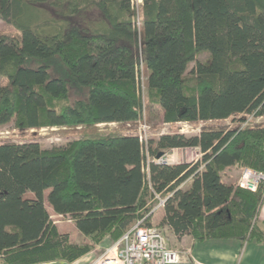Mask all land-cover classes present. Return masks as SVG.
<instances>
[{"label": "trees", "instance_id": "1", "mask_svg": "<svg viewBox=\"0 0 264 264\" xmlns=\"http://www.w3.org/2000/svg\"><path fill=\"white\" fill-rule=\"evenodd\" d=\"M140 10L141 24L133 0H0V18L20 31L0 33V74L8 78L0 127L137 124L144 85L165 123L264 116V0H143ZM91 12L90 23L73 21ZM203 52L207 60L198 58ZM191 147L202 152L195 162L147 158ZM236 166L264 172V124L175 131L147 143L134 132L52 147L0 141V259L72 263L146 216L156 193L166 198L159 226L178 237L264 244L256 223L264 182L252 191L227 181ZM46 199L91 242H71Z\"/></svg>", "mask_w": 264, "mask_h": 264}, {"label": "rangeland", "instance_id": "2", "mask_svg": "<svg viewBox=\"0 0 264 264\" xmlns=\"http://www.w3.org/2000/svg\"><path fill=\"white\" fill-rule=\"evenodd\" d=\"M48 11H51L50 13L51 16L57 17L53 8L51 7L48 8ZM85 15H87L86 18H81V17L76 16L73 18V21L76 23L85 25L88 22L90 23V21L94 20L95 16H97V13L91 12ZM140 17L143 19V12L140 13ZM0 33H5L9 35H19L20 31L13 24L8 23L7 21L0 18ZM198 58L200 60H207L208 53L206 52L200 53L198 55ZM143 78L145 82V77L143 76ZM7 82H8V78L0 74V83H7ZM143 99L145 103V112L143 115V119H141V121H139L137 124H132V123L121 124V123L112 122V123H100L92 127H88V126L87 127L86 126H75V127L74 126H62V127H53V128L46 127V128H42L38 130L34 129L30 131L18 130L12 124H8V125L0 127V141H10V142L20 141L22 142V141H27L29 139H36L41 142L42 146L52 147L54 145L64 144L68 140L79 138V137H84V136L111 135V134H117V133L134 132V133H138V135L139 133H147L148 139H151V138L157 139L163 133H169V132H175V131L185 133L186 135H194V134H198L200 130L203 128L227 129L230 127H235L237 125L246 126V125H252V124L253 125L264 124V116L260 117V116H253V115L245 116L246 120L242 123L233 122L231 118L220 120V121H200L196 124H191L185 121H181L177 123H165L163 122L162 110L157 107H154V109H152V107L150 106L148 90L146 89L145 85L143 88ZM236 117L238 119L240 117H244V115L240 114ZM167 152L169 153V155H172L175 158L176 163H178L179 161L181 162H186V161L195 162L196 161L195 151L194 150L192 151L190 148H189L188 153H185V151L183 152V150L179 148H177V150H174V151L168 150ZM148 154H149V157L152 158V155L150 153ZM232 175H234L233 177L234 179H237V178L239 179L240 169H238V171L236 172L234 171ZM228 178L229 177L227 176V179ZM232 181L235 182V180L233 179ZM47 193L48 191H46V195ZM29 194L33 195V193L31 192ZM45 204L52 215V219L58 225L59 230L62 233H68L69 239L71 242H74V243L91 242L90 237L82 234L76 228L74 221L69 216H64L62 214L56 213L51 207V205L49 204L47 199L45 201ZM152 204L153 205L157 204V200H155V202ZM163 210L165 211L164 208H161L159 211H157V213H155L154 218H152L151 220L152 224L158 225V226L160 225L161 220L159 219H160V216ZM161 227H162L163 232L166 235L167 240L169 241V244L172 247L176 248V245H174L171 242V240L168 239L170 238L168 234V229L165 228L164 226H161ZM108 237L111 241L110 242V245H111L114 240L110 236ZM97 245L99 244H95L94 248ZM101 250L102 248L98 250L96 253H100ZM41 264H70V263L62 262V261H55V262H46V263H41Z\"/></svg>", "mask_w": 264, "mask_h": 264}, {"label": "built area", "instance_id": "3", "mask_svg": "<svg viewBox=\"0 0 264 264\" xmlns=\"http://www.w3.org/2000/svg\"><path fill=\"white\" fill-rule=\"evenodd\" d=\"M133 6L138 15L137 21L141 24L139 13L143 6V0H133ZM139 137L146 143L149 140L147 133H139ZM176 149L173 148L172 150ZM156 157L150 158L148 154V160L156 164L176 163L175 158L168 152ZM239 169L238 183L241 187L255 191L264 182L263 171L249 166H241ZM156 199L157 204L153 205L146 216L140 218L89 264H186L187 262L182 256L183 252L169 244L162 228L158 225L146 224L148 215H154L161 208H164L166 198L156 193ZM0 264L3 262L1 261Z\"/></svg>", "mask_w": 264, "mask_h": 264}, {"label": "crops", "instance_id": "4", "mask_svg": "<svg viewBox=\"0 0 264 264\" xmlns=\"http://www.w3.org/2000/svg\"><path fill=\"white\" fill-rule=\"evenodd\" d=\"M183 152L188 153L189 148H179ZM192 151H195L196 159L198 160L202 157L200 148L191 147ZM177 150V149H176ZM180 157V156H179ZM181 162V161H179ZM178 162V163H179ZM189 162V161H186ZM238 167H233L227 169L226 180L227 181H238L234 179V171H238ZM227 176L229 177L227 179ZM49 210V209H48ZM50 212V211H49ZM157 213V212H156ZM165 214L162 211L160 216L161 220ZM155 215V214H154ZM154 215L152 218H154ZM52 216V215H51ZM257 225L264 231V201L259 209L257 218ZM168 229L169 237L168 239L176 245L180 251H182L183 259L187 263L191 264H264V244H258L255 240L242 242L237 239H206V240H196L191 235L186 234L182 237H178L176 233L167 225L164 226ZM162 228V227H161ZM109 237L106 238L101 244L97 245L94 250L88 254L82 256L78 260L70 264H89L93 259H95L106 247L110 245ZM169 242V241H168ZM100 253H96L98 250ZM61 261V260H58ZM1 262V259H0ZM55 262V261H51ZM67 262V261H62Z\"/></svg>", "mask_w": 264, "mask_h": 264}, {"label": "water", "instance_id": "5", "mask_svg": "<svg viewBox=\"0 0 264 264\" xmlns=\"http://www.w3.org/2000/svg\"><path fill=\"white\" fill-rule=\"evenodd\" d=\"M186 264H191V263H186Z\"/></svg>", "mask_w": 264, "mask_h": 264}]
</instances>
